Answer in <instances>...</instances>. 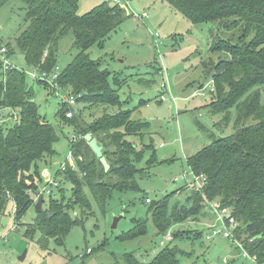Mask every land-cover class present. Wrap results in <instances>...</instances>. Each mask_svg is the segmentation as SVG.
Masks as SVG:
<instances>
[{
	"label": "trees",
	"instance_id": "1",
	"mask_svg": "<svg viewBox=\"0 0 264 264\" xmlns=\"http://www.w3.org/2000/svg\"><path fill=\"white\" fill-rule=\"evenodd\" d=\"M7 1L0 0V5ZM167 1L193 24L212 23L214 38L210 51L219 57L205 63L214 88L209 105L213 113L223 115L220 123L224 126L229 124L232 109L236 108L235 130L229 136L215 138L188 157L194 175L204 177L203 187L191 189L188 196L191 206L175 204L170 208L168 197L158 202L146 197L150 203L148 211L158 233L168 234L173 225L187 218L199 220L207 213L208 205L215 202L219 209L227 208L235 218L234 238L259 264H264V0ZM22 2L26 10L24 28L14 41L0 39L7 47V57L18 51L32 67L51 72L58 64L60 40L72 34L79 51L61 68L59 88L68 90L76 102L105 108L92 122L84 121L79 110L66 101L58 108L61 122L82 136L76 142L71 141L77 169L68 166L57 173L59 185L43 196L41 211H37L25 234L32 236L39 230L45 238H55L61 244L71 227L92 213L86 189L105 209L113 191L140 190L136 176L144 169L137 167V162L145 151L153 150L148 166L157 161V156L152 143L139 146L129 139V136L143 139L150 125L148 121L133 119V109L122 108L124 101L112 83L114 79L122 85L125 79L117 75L111 79V71L102 68L101 62L87 53L92 46L103 47L112 33L133 16L126 6L104 1L78 14L80 0ZM27 77L17 66L5 69L0 54V116L4 118L0 121V212L13 202L17 225L40 198L41 171L50 165L56 154L54 143L59 139L56 127L39 112ZM37 81L52 87L47 81ZM110 106L119 109L111 113ZM7 108L19 111L12 125L10 118L15 114L6 113ZM87 133L104 146V155L111 164L108 171L86 141ZM134 221V229L122 240L148 232L146 219ZM180 232L183 231L174 232L171 240L182 236ZM202 234L197 232L198 236ZM180 252L183 251L178 247L166 244L148 262L132 252L125 253L124 259L126 264H183L178 257Z\"/></svg>",
	"mask_w": 264,
	"mask_h": 264
},
{
	"label": "rangeland",
	"instance_id": "2",
	"mask_svg": "<svg viewBox=\"0 0 264 264\" xmlns=\"http://www.w3.org/2000/svg\"><path fill=\"white\" fill-rule=\"evenodd\" d=\"M104 1L113 0H80L78 14ZM123 4L134 15L112 33L103 47L92 46L87 53L100 61L102 68L111 71V79L114 75L125 79L121 80L122 85L114 79L112 83L124 101L122 108L133 109V119L148 121L150 125L143 139L138 136H129V139L139 146L152 143L157 161L148 166L153 150L145 151L137 162V167L144 169L136 176L140 190L113 191L105 209L86 189L92 213L74 224L61 244L55 238H45L39 230L27 236L25 229L37 217L36 206L17 225L14 203L9 202L5 211L0 212V264H126L124 255L129 252L148 262L166 244L186 252L178 255L183 264H251L235 241L221 234L211 239L206 237L209 228L205 222L212 221L205 217L200 222L190 217L173 225L168 233L183 231L182 236L167 240V234L158 233L148 211L150 203L146 202V197L154 202L168 197L170 208L175 204L191 206L188 196L196 181L188 157L215 138L229 136L235 130L236 108L232 109L229 124L224 126L220 123L223 115L213 113L209 105L213 85L205 63L210 59L217 61L219 57L210 51L214 38L210 30L212 23L193 24L167 0H124ZM24 5L22 0H9L0 5V39L14 41L24 28ZM78 51L72 34L63 37L57 46L58 65L64 68ZM9 59L27 75L33 71L20 52ZM27 80L34 90L39 112L59 134L54 143L56 154L50 165L45 166L55 173L71 150L74 129L57 116L60 103L71 95L66 89L46 87L29 75ZM71 105L87 122L105 111L102 106H86L82 102ZM118 109L110 106L108 111L113 113ZM8 112L19 113L13 108H7ZM9 123L14 124L13 116ZM184 174L188 175L187 179ZM186 183L188 187L183 188ZM66 194L69 195V190ZM121 214L124 216L118 226L113 227L114 218ZM134 219H146L148 232L122 240V236L134 229ZM197 231H202V236H197ZM23 253L25 256L21 259Z\"/></svg>",
	"mask_w": 264,
	"mask_h": 264
},
{
	"label": "built area",
	"instance_id": "3",
	"mask_svg": "<svg viewBox=\"0 0 264 264\" xmlns=\"http://www.w3.org/2000/svg\"><path fill=\"white\" fill-rule=\"evenodd\" d=\"M113 1L117 2V3H123L124 2V0H113ZM144 15H146V13H144ZM0 54L3 56L5 69L12 66V63L10 62L9 57H7V47L3 42H1V40H0ZM60 71H61V67L57 64L55 69L51 72L41 71V70L33 67V71L31 73H29L28 75L33 80L47 81L53 88L58 89L60 87L59 86V80H58L59 76H60ZM163 97L164 96H161V98H163ZM64 101H66L67 103H70V104H73L76 102L74 96H70L69 98L66 97V98H64ZM13 117L15 119V118H17V115H14ZM3 120H4V118L0 116V121H3ZM81 137H82L81 135H77V134L73 133V135L71 137V139H72L71 141L76 142ZM79 159L82 160L83 157L80 155ZM68 166H71L73 169H77L76 157H75L72 149L68 153L66 160L60 164V167L58 168V170L55 173H51V171L47 167H44L42 169L41 177L43 180H42V182H38L40 185V189H39L40 197L44 196V195L47 196V195L52 193V189L57 187L59 185V182H60L59 178H57V173L59 171L64 172L65 170H67ZM183 177L185 179H187L188 175L184 174ZM194 177H195L194 181H196V183H195L194 187H192V189L203 187L204 177L203 176L199 177L196 175H194ZM177 179L178 178H175V180H177ZM147 201H149V199H147ZM208 210L213 211V213L216 215L217 222H219L220 224H213L212 226H210L208 232L206 233L207 234L206 237L208 239H211V238H213V236L221 234L223 237L235 241L240 247H242L244 249L243 244L241 242L237 241L233 236L232 228L235 226L236 220L231 215L230 211L227 208L219 209L218 205L215 202H212L211 204L208 205ZM15 211H16V206L14 205V213H15ZM226 219H229L231 226L227 225ZM166 239L171 240L172 234L168 233L166 235ZM243 254L245 257H248L251 260V264H259L257 262V258L255 256H251L247 252V250L244 249Z\"/></svg>",
	"mask_w": 264,
	"mask_h": 264
},
{
	"label": "water",
	"instance_id": "4",
	"mask_svg": "<svg viewBox=\"0 0 264 264\" xmlns=\"http://www.w3.org/2000/svg\"><path fill=\"white\" fill-rule=\"evenodd\" d=\"M85 139L86 141L89 143L90 147L92 148V150L94 151V153L97 155V157L100 159V161L102 162V164L104 165L105 171H108L111 168V164L109 163V161L107 160L106 156L104 155V146L101 145L98 140L93 137V135L91 133H87L85 135ZM42 201H43V196H41L39 198V200L36 203V209L38 212L41 211V207H42ZM53 213H49V216H52ZM124 216V214H121L119 216H116L114 218V222H113V227H117L118 226V222L120 221V219ZM25 256V253H23V255L20 256L21 259H23Z\"/></svg>",
	"mask_w": 264,
	"mask_h": 264
},
{
	"label": "crops",
	"instance_id": "5",
	"mask_svg": "<svg viewBox=\"0 0 264 264\" xmlns=\"http://www.w3.org/2000/svg\"><path fill=\"white\" fill-rule=\"evenodd\" d=\"M187 184V183H186ZM203 217H205V218H203ZM205 219V220H208V221H212L211 223H207V222H205L206 223V227H210V226H212L214 223H216V224H220L219 222H217V219H216V215L213 213V211H211V210H208L207 211V213H204V214H202L201 216H200V221H202L201 219ZM210 219V220H209ZM214 219H215V221H214ZM195 221H197V222H200V221H198V220H195ZM204 222V221H203ZM198 232V231H197ZM198 236V235H197Z\"/></svg>",
	"mask_w": 264,
	"mask_h": 264
}]
</instances>
